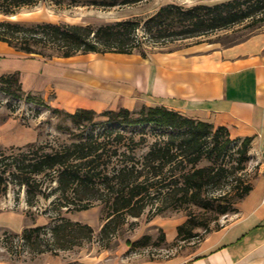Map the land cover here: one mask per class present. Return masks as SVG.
I'll return each mask as SVG.
<instances>
[{"label": "trees", "instance_id": "obj_1", "mask_svg": "<svg viewBox=\"0 0 264 264\" xmlns=\"http://www.w3.org/2000/svg\"><path fill=\"white\" fill-rule=\"evenodd\" d=\"M142 1L145 0H0V15L12 17L22 9L34 8L43 2L66 9H109ZM263 14L264 0H230L211 6L195 5L188 8L166 5L144 22L128 20L98 28L65 23L26 25L0 21V43L16 52L48 61L108 53H139L145 57L146 53L140 49L137 38L141 25L143 33L152 39L181 41L227 30ZM0 93L11 99H22L24 93L19 72L0 76ZM25 101L45 105L43 100H36L31 95L25 96ZM51 110L68 118L80 129L79 141L50 152L46 151V146L38 143L7 149L8 155L0 152V194L5 195L10 185L24 189L25 203L30 208L35 206L40 197L50 199L57 195L52 205L65 208L67 212L85 211L89 209L92 199L102 200L105 217L98 242L106 249L127 217L139 218L143 214L147 199L155 192L163 195L164 200L170 203L176 201L181 206L215 209L220 215L232 210L235 202H231L227 196H206L205 190L208 187L221 190L229 184L228 180L234 174L231 170H246L252 138L231 139L225 128H214L164 107L144 106L137 113L127 109L101 113L80 109L72 114L56 108ZM97 118L106 120L95 122ZM105 124L108 128L101 132L92 129ZM141 125H152L174 133L163 142H155L137 159L133 153L139 145H143V141L136 143L116 129ZM232 144L239 146L236 147L235 165L230 170L221 162ZM120 147H124L129 154L119 152ZM116 155L123 156L121 164L113 168V172L107 173L105 157ZM203 160L211 165L197 168ZM177 164L188 167L171 179ZM43 178H49L56 185L52 193L45 194ZM238 183L242 186L236 188V198L242 201L252 190V184H245L242 180ZM194 229L195 224L188 219L178 226L177 238L192 239ZM92 238L93 230L89 225L71 221L59 214L52 220L51 226L25 228L20 234L5 231L2 242L13 243L16 240L23 248L38 255L50 253L58 256L59 252L83 247ZM150 239L149 236H143L134 243L126 242V245L130 249L147 247ZM161 240L165 241L164 235Z\"/></svg>", "mask_w": 264, "mask_h": 264}, {"label": "rangeland", "instance_id": "obj_2", "mask_svg": "<svg viewBox=\"0 0 264 264\" xmlns=\"http://www.w3.org/2000/svg\"><path fill=\"white\" fill-rule=\"evenodd\" d=\"M226 1L230 0H145L136 4L109 9L96 7L66 9L43 2L34 8L22 9L12 17L0 15V21H13L26 25L42 22L65 23L98 28L99 26L128 20L144 22L166 5H178L188 8L195 5L211 6ZM261 32H264V14L227 30L216 31L199 38L187 40L189 42L230 45ZM137 36L140 49L146 54L165 48L175 42L172 40L157 41L150 36H146L143 33L142 25L137 32ZM2 45L4 44L0 43V46ZM54 61L30 57L13 49L2 51L0 48V76L19 72L22 92L24 93L21 100L11 99L0 93V152L8 155L7 149L23 147L30 143L44 145L46 151L50 152L79 141L80 129L75 127L68 118L55 114L51 110V108H56L63 111L59 107V97L53 83L47 84L44 77V65L54 64L52 63ZM27 95L33 96L36 100H43L45 105L27 103L25 101ZM118 107L112 103L99 112L115 110ZM142 107H144L142 104L135 105L131 108V111L137 113ZM105 120L106 118H97L95 122H105ZM106 128H108L107 124L92 129L95 132H101ZM116 130L121 132L127 139L132 138L136 143L143 141V145H139L133 153L137 159H140L155 142H163L169 135L174 133L172 130L159 129L152 125L118 127ZM237 146L239 144H232L229 153L221 162L228 169L235 165ZM119 152L129 154L124 147H120ZM249 156L250 160L245 171L230 169L234 174L230 176L227 186L221 190L211 187L205 190L206 196L219 197L225 195L231 202H235L228 214L220 215L215 209L205 210L194 205L181 206L176 201L170 203V201L164 200V196L159 192H155L147 199L146 209L139 218L127 217L124 225L112 236V242L107 249L98 242V234L105 217L104 202L102 200L92 199L89 202V209L85 211L67 212L65 208L60 209L58 205H52L57 196L55 195L50 199L40 197L35 206L30 208L25 203L24 189L10 185L5 195L0 194V218H3L2 224H0V261L12 262L13 264L38 263L42 255L23 248L16 240L13 243H3V233L11 231L20 234L25 228L51 226L52 220L57 218L59 214L71 221L87 224L93 230L91 242L86 243L81 248L58 253V256L68 261L78 259L83 255L94 257L100 253H108L111 257L118 256L125 260L130 258L162 260L187 257L195 251L199 243L208 234L227 226L231 218L238 212L237 207L240 201H237L236 198V188L242 186L239 185L238 181L242 180L245 184L252 183L251 181L256 174V166L252 161L255 155ZM122 159L123 156L121 155L111 156V158L105 157L104 162L107 166V169H105L107 173L113 172V168H117ZM210 165V162L203 160L197 165V168ZM187 167H185V164H177L173 169L174 172H172L175 176L173 175L171 179L178 176ZM42 182L45 194L52 193L56 185L51 183L49 178H43ZM188 219L195 224L194 237L189 240L177 238L178 226L184 224ZM162 235L165 236L164 242L161 240ZM49 236L48 234L47 238ZM143 236L151 238L147 247L130 249L126 245V242L134 243ZM46 255L53 256L50 253L43 254V256Z\"/></svg>", "mask_w": 264, "mask_h": 264}, {"label": "crops", "instance_id": "obj_3", "mask_svg": "<svg viewBox=\"0 0 264 264\" xmlns=\"http://www.w3.org/2000/svg\"><path fill=\"white\" fill-rule=\"evenodd\" d=\"M4 45L2 51L11 49ZM52 63L44 65V77L63 111L100 113L112 103L119 106L112 111L164 107L225 128L231 139L252 138L256 174L230 223L187 257L125 260L100 253L68 261L42 255L36 264H264V32L230 45L181 40L145 57L86 54Z\"/></svg>", "mask_w": 264, "mask_h": 264}]
</instances>
